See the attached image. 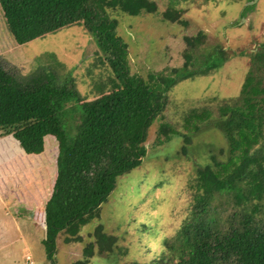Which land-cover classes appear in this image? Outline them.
I'll use <instances>...</instances> for the list:
<instances>
[{"label": "trees", "instance_id": "trees-1", "mask_svg": "<svg viewBox=\"0 0 264 264\" xmlns=\"http://www.w3.org/2000/svg\"><path fill=\"white\" fill-rule=\"evenodd\" d=\"M0 6L18 45L81 24L96 42V63L107 66L111 74L108 92L100 89L88 99L70 72L61 80L39 65L25 76L7 69L0 58V136L11 135L27 155L44 152L47 138L58 147L52 189L46 186L50 178L44 190L29 179L16 186L20 195L39 194L42 204L35 211L41 212L38 220L46 225L48 261L56 264L60 235L66 243L82 241L80 230L101 218L102 204L114 193L119 177L144 162L154 123L156 143L182 136L181 149L186 152L193 134L216 117L215 127L223 131L228 152L220 147L223 156L212 155V163L188 179L192 208L175 235L158 242L150 261L130 264H264V42L252 53L238 96L212 97L172 123L163 113L173 86L194 78L190 67L196 65L195 70L206 74L219 70L229 58L220 45L211 48L208 60L199 53L206 44L203 31L185 36L182 67L148 73L146 78L131 73L129 47L117 34L119 23L112 14L151 15L158 11L154 0H0ZM162 18L184 22L182 9L172 6ZM94 227V241L84 247V258L73 264H89L96 246L108 257L119 247L118 237L102 223ZM147 232L154 238V230Z\"/></svg>", "mask_w": 264, "mask_h": 264}, {"label": "rangeland", "instance_id": "rangeland-1", "mask_svg": "<svg viewBox=\"0 0 264 264\" xmlns=\"http://www.w3.org/2000/svg\"><path fill=\"white\" fill-rule=\"evenodd\" d=\"M154 1L158 4V11L151 15L112 14L118 19L117 34L129 47L131 73H140L147 78L148 73L164 74L174 67H182L187 48L184 38L195 36L199 31L206 34V44L199 53L207 57L214 45H220L229 57L214 72L201 74L195 70L196 65L195 69L190 67L195 72L194 78H185L173 86L164 118L174 123L185 111L205 104L212 97L238 96L251 65L252 53L264 42V0ZM170 6L182 9L184 22L163 20L162 13ZM96 50V42L81 24L18 45L8 30L0 6V58L5 61L7 69L26 76L43 65L56 72L61 80L70 72L81 95L91 99L101 93L100 89L108 92L110 88V70L96 63ZM216 123L214 117L202 125L193 134L186 152L181 149L182 136L156 143L157 123H154L146 142L144 162L119 177L114 193L108 202L102 204L101 218L90 221L80 230L82 241L66 243L64 234L58 237L56 264H73L82 260L84 247L94 241L92 233L98 223H102L109 234L118 237L119 247L108 257L100 255L96 246L89 264H130L135 260L148 262L153 259L159 249L158 242L174 236L191 211L188 179L200 167L212 163V155L218 159L223 156L219 148L226 146L227 141L223 131L215 127ZM16 145L18 143L11 135L0 136V156L16 151ZM57 153V143L47 138L45 151L32 156L36 157L34 161L43 160L55 165ZM3 160L0 157V220H6L9 227L5 229L0 225V264H52L47 260L44 244L45 223L40 218L38 220L41 212L35 211L34 202L33 207L27 202L30 198L35 200L37 193L31 191L26 198L20 195L16 186L21 181L27 182L29 177L17 181L14 176L17 173L9 176ZM50 173L54 182L56 168ZM40 174L42 183L44 175ZM2 176L8 178L2 179ZM50 182L52 189L53 182ZM38 204L42 203L38 200ZM20 212L23 215H19ZM149 230H154V238L148 236ZM120 248L128 252L121 254Z\"/></svg>", "mask_w": 264, "mask_h": 264}, {"label": "crops", "instance_id": "crops-1", "mask_svg": "<svg viewBox=\"0 0 264 264\" xmlns=\"http://www.w3.org/2000/svg\"><path fill=\"white\" fill-rule=\"evenodd\" d=\"M16 146L18 148L16 151L13 152L11 150L10 152H6L4 156H0L4 159L2 162H6L5 165L3 164V166H5L6 173H8L9 176L17 173L16 175H14L15 178H17L16 179L17 181L20 180V178H28L29 177V180H31L32 182H35L36 183L35 185L38 186V188L40 190H41V188H42V190H44L45 186L43 183H46L47 179L50 178L49 177V176H51L50 171L52 169H53V171L55 170V168H56L55 165H53L51 162L45 163L43 160L41 162L40 161L39 162L34 161L33 159L36 157H33L32 155H27L20 148L19 145H16ZM17 159H19V160L17 161ZM0 166H2V165H0ZM15 171H17V172H15ZM40 173H43V175H44V181L42 183H41V179H40V175H41ZM18 174H19V178H18ZM3 176H6L5 173L3 174ZM3 176H2V179L8 178V177H3ZM26 176H28V177H26ZM15 178H14V180H15ZM50 181L53 182L52 179ZM50 183L51 182H48V184H50ZM48 184L46 186H48ZM46 189H47V187H46ZM43 195H45V194H43ZM23 197L26 198L28 196L23 195ZM40 197H42V194H40ZM3 199H4V197H2V201H3ZM35 200L37 202H34ZM35 200L33 201V199L30 198V200L27 201L30 203V205H29V203H27V204L29 206L33 207V202H34L37 205L38 200L40 201L39 194H37V198ZM21 214L22 213L20 212L19 215H21ZM4 215L6 216V213ZM12 217H14V216H12ZM31 218H33V215H31ZM13 223L15 224L16 220H14ZM0 225H4L5 229H6V227H9L8 222H6V220H0Z\"/></svg>", "mask_w": 264, "mask_h": 264}, {"label": "built area", "instance_id": "built-area-1", "mask_svg": "<svg viewBox=\"0 0 264 264\" xmlns=\"http://www.w3.org/2000/svg\"><path fill=\"white\" fill-rule=\"evenodd\" d=\"M27 259H30V257L27 256Z\"/></svg>", "mask_w": 264, "mask_h": 264}, {"label": "water", "instance_id": "water-1", "mask_svg": "<svg viewBox=\"0 0 264 264\" xmlns=\"http://www.w3.org/2000/svg\"><path fill=\"white\" fill-rule=\"evenodd\" d=\"M45 227H46V225H45Z\"/></svg>", "mask_w": 264, "mask_h": 264}]
</instances>
